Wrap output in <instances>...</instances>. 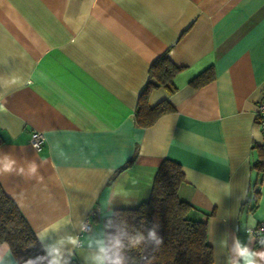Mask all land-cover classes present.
Wrapping results in <instances>:
<instances>
[{
    "label": "crops",
    "instance_id": "crops-1",
    "mask_svg": "<svg viewBox=\"0 0 264 264\" xmlns=\"http://www.w3.org/2000/svg\"><path fill=\"white\" fill-rule=\"evenodd\" d=\"M165 52L180 67L176 89L154 88L148 104L173 110L143 127L139 95ZM210 66L212 80L190 83ZM13 76L23 86L0 84V184L50 261L95 264L103 217L146 200L164 158L181 165L190 216L207 220L212 264H243L237 239L260 250L246 228L264 220V172L253 167L264 0H0V81Z\"/></svg>",
    "mask_w": 264,
    "mask_h": 264
},
{
    "label": "trees",
    "instance_id": "trees-1",
    "mask_svg": "<svg viewBox=\"0 0 264 264\" xmlns=\"http://www.w3.org/2000/svg\"><path fill=\"white\" fill-rule=\"evenodd\" d=\"M180 70L162 53L149 68V78L143 87L135 110V121L140 126L152 124L159 116L173 110L167 100L149 106L150 92L163 87L173 92L175 74ZM214 70L210 66L196 76L190 83L200 86L212 80ZM2 138L0 135V144ZM257 158L253 167L257 173L264 172V146L257 148ZM129 159L124 166L131 164ZM183 172L179 162L164 158L159 163L153 177L149 197L134 207H116L103 217L105 226L104 246L112 249L113 241L123 240V252L127 264H212V247L207 241V220L193 218V206L180 199L177 190L183 182ZM257 182L254 194H258ZM155 230L163 242L157 247L155 241L147 240L148 233ZM140 232L146 238L138 247H131L128 237ZM7 241L17 264H27L29 259L35 264H49V258L40 245L29 223L13 200L7 196L0 184V242Z\"/></svg>",
    "mask_w": 264,
    "mask_h": 264
},
{
    "label": "clouds",
    "instance_id": "clouds-1",
    "mask_svg": "<svg viewBox=\"0 0 264 264\" xmlns=\"http://www.w3.org/2000/svg\"><path fill=\"white\" fill-rule=\"evenodd\" d=\"M22 84V79L17 76H13L10 81H0V84ZM3 109V105L0 104V110ZM5 171H12V164L9 163L5 166ZM33 172H35V168L32 169ZM44 234H40V238L43 239ZM249 238L254 239V237L251 234V230H249ZM70 242L72 244H77L78 241L73 238H69ZM146 238L144 235L140 232L135 233L132 236L128 237V243L131 247H138L141 244L145 242ZM147 240L155 241V244L157 247H159L163 240L161 237L157 236L155 230H151L148 233ZM99 248V254L93 256L91 259L95 262V264H127V258L123 252V249L125 248V244L122 239L117 237L112 244V249L109 250L106 248L102 241L96 242ZM259 244L261 245L260 250H257L253 247H250L247 243H242L239 239L235 241V253L236 256L242 259L243 264H264V238H261L259 240ZM7 245V241L0 242V246ZM89 246L91 247V241L89 242ZM54 252H56L57 257L59 256V250L53 249ZM5 257L9 258V264H12L11 262V247L10 245H7V251L5 252ZM0 264H5V261L3 259H0ZM27 264H35V261L29 259L27 261ZM49 264H60V260L56 257H54L51 261H49ZM228 264H240L238 260L234 261L229 259Z\"/></svg>",
    "mask_w": 264,
    "mask_h": 264
},
{
    "label": "built area",
    "instance_id": "built-area-1",
    "mask_svg": "<svg viewBox=\"0 0 264 264\" xmlns=\"http://www.w3.org/2000/svg\"><path fill=\"white\" fill-rule=\"evenodd\" d=\"M255 121L259 128V131L264 135V89H262V95L259 101L256 104L255 108ZM30 144L34 149L40 150L44 142V134L39 130H32L30 133ZM89 228V220L85 219L82 224V231H86ZM251 230L252 236L257 242L261 238H264V220L256 222L254 225L246 228V232L249 234Z\"/></svg>",
    "mask_w": 264,
    "mask_h": 264
}]
</instances>
